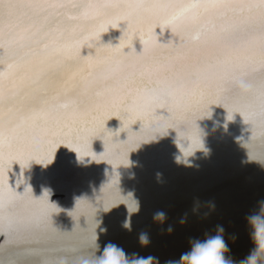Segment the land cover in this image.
Masks as SVG:
<instances>
[{
	"label": "snow or ice",
	"instance_id": "obj_1",
	"mask_svg": "<svg viewBox=\"0 0 264 264\" xmlns=\"http://www.w3.org/2000/svg\"><path fill=\"white\" fill-rule=\"evenodd\" d=\"M157 27L176 39L160 44ZM211 105L264 129V0H0V240L23 256L94 246L53 226L47 192L10 184L14 163L46 166L60 145L87 154L112 117L170 129Z\"/></svg>",
	"mask_w": 264,
	"mask_h": 264
},
{
	"label": "bare ground",
	"instance_id": "obj_2",
	"mask_svg": "<svg viewBox=\"0 0 264 264\" xmlns=\"http://www.w3.org/2000/svg\"><path fill=\"white\" fill-rule=\"evenodd\" d=\"M124 27L123 22L118 28L110 27L101 34L102 42L117 45ZM156 33L160 44L176 39L170 29L157 27ZM133 46L138 52L142 49L139 39ZM89 51L81 50L82 55ZM157 111L168 115L165 109ZM233 115L228 120L223 106L211 105L192 126L170 129L160 120L145 121L140 128V121L131 127L112 117L106 122L105 137L90 142L87 154L78 156L60 145L46 166L32 161L21 173L14 163L9 182L19 192L30 186L36 198L47 192L54 206L53 226L59 231L74 236L98 234L101 248L108 242L122 248L139 246L141 233L154 241L169 229V220L191 217L226 191L264 174V129L253 134L239 113ZM56 192L63 197L53 202ZM160 211L165 213L163 221L154 219ZM231 247V264H239L241 251L249 253L254 244L240 240ZM97 252L91 246L71 253L23 256L5 239L0 264H83ZM258 264H264V252Z\"/></svg>",
	"mask_w": 264,
	"mask_h": 264
},
{
	"label": "water",
	"instance_id": "obj_3",
	"mask_svg": "<svg viewBox=\"0 0 264 264\" xmlns=\"http://www.w3.org/2000/svg\"><path fill=\"white\" fill-rule=\"evenodd\" d=\"M252 178L255 179L226 191L222 196L213 200L208 207L207 203L203 208L199 207L197 214L191 217H179L173 223L169 220L167 225L172 231L170 233L168 230L165 231L161 237L151 241L147 246L139 244V246L130 247L128 245L124 247V250L129 253L136 252L145 258L155 257L159 264H164L166 259H179L180 254L188 247L189 237H203L205 234L215 235L217 226H223L225 230L223 236L231 249V246L240 240L252 242L246 217L253 211H258V202L264 200V174L261 176V173L260 175L257 173ZM60 197H63V194L56 192V194L53 193L51 199L54 202ZM234 237L235 239H233ZM4 241L5 239L0 240V245ZM240 254H243L241 256L243 259L248 253L242 250Z\"/></svg>",
	"mask_w": 264,
	"mask_h": 264
},
{
	"label": "clouds",
	"instance_id": "obj_4",
	"mask_svg": "<svg viewBox=\"0 0 264 264\" xmlns=\"http://www.w3.org/2000/svg\"><path fill=\"white\" fill-rule=\"evenodd\" d=\"M238 87L245 89L246 85L240 82ZM258 203V211H253L246 217L250 229L249 236L254 247L247 256L239 261V264H258L259 255L264 251V200ZM164 218L165 213L162 211L157 212L154 216V219L158 221H163ZM124 227L128 228V225L126 224ZM102 231H106V229H102ZM168 231L170 233L171 228ZM224 231L223 226H217L215 235L205 234L203 237H189L188 247L180 254L179 259H170L166 264H231L229 259L231 249L223 236ZM98 239V234H96L94 246L98 249L97 254L93 260H85L83 264H159L155 257L145 258L136 252H126L124 248L112 242L104 244L101 248ZM139 242L141 246H147L150 243L146 233L140 234Z\"/></svg>",
	"mask_w": 264,
	"mask_h": 264
}]
</instances>
